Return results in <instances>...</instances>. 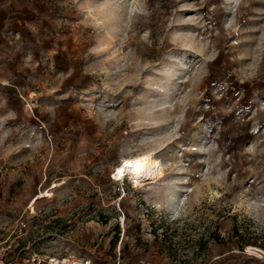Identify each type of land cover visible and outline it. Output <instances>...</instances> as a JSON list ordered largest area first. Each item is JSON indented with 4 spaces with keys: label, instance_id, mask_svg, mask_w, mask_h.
<instances>
[{
    "label": "rangeland",
    "instance_id": "obj_1",
    "mask_svg": "<svg viewBox=\"0 0 264 264\" xmlns=\"http://www.w3.org/2000/svg\"><path fill=\"white\" fill-rule=\"evenodd\" d=\"M25 1L0 47V240L264 264V0ZM149 152L155 178L116 177Z\"/></svg>",
    "mask_w": 264,
    "mask_h": 264
},
{
    "label": "built area",
    "instance_id": "obj_2",
    "mask_svg": "<svg viewBox=\"0 0 264 264\" xmlns=\"http://www.w3.org/2000/svg\"><path fill=\"white\" fill-rule=\"evenodd\" d=\"M24 225V223H23ZM13 242L8 239L0 241V264H120L118 260L107 262L81 252H70L63 255L33 252L23 260H12ZM135 264H153L150 259L141 258Z\"/></svg>",
    "mask_w": 264,
    "mask_h": 264
},
{
    "label": "crops",
    "instance_id": "obj_3",
    "mask_svg": "<svg viewBox=\"0 0 264 264\" xmlns=\"http://www.w3.org/2000/svg\"><path fill=\"white\" fill-rule=\"evenodd\" d=\"M26 10L27 3L25 0H0V47L5 36H7V28L14 23H20L26 17ZM25 257H27V246L19 250L13 248L10 255V259L18 261L23 260Z\"/></svg>",
    "mask_w": 264,
    "mask_h": 264
},
{
    "label": "bare ground",
    "instance_id": "obj_4",
    "mask_svg": "<svg viewBox=\"0 0 264 264\" xmlns=\"http://www.w3.org/2000/svg\"><path fill=\"white\" fill-rule=\"evenodd\" d=\"M126 161H133V167H125ZM136 163L140 165V171H136ZM123 168L124 171L121 174L118 170ZM159 169L154 156L149 152L141 154L139 156H130L122 160V163L117 167L116 177L119 179L130 178L137 186L143 183L147 179H153L156 177ZM118 180V179H116ZM151 182V181H150ZM148 183V182H147ZM51 195V191L42 192V196Z\"/></svg>",
    "mask_w": 264,
    "mask_h": 264
},
{
    "label": "snow or ice",
    "instance_id": "obj_5",
    "mask_svg": "<svg viewBox=\"0 0 264 264\" xmlns=\"http://www.w3.org/2000/svg\"><path fill=\"white\" fill-rule=\"evenodd\" d=\"M125 167H127V168H129V169L132 168V167H133V161H126V162H125ZM118 171L122 174L123 171H124V169L121 168V169H119ZM136 171H137V172L140 171V165H139V163H136Z\"/></svg>",
    "mask_w": 264,
    "mask_h": 264
},
{
    "label": "trees",
    "instance_id": "obj_6",
    "mask_svg": "<svg viewBox=\"0 0 264 264\" xmlns=\"http://www.w3.org/2000/svg\"><path fill=\"white\" fill-rule=\"evenodd\" d=\"M244 246L242 245V248H243ZM237 262V263H242V258L241 257H233V259H232V262Z\"/></svg>",
    "mask_w": 264,
    "mask_h": 264
}]
</instances>
